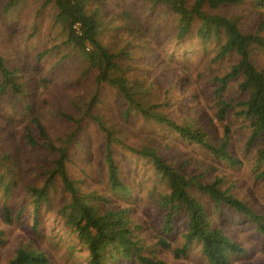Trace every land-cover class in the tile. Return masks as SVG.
<instances>
[{
	"label": "trees",
	"instance_id": "16d2710c",
	"mask_svg": "<svg viewBox=\"0 0 264 264\" xmlns=\"http://www.w3.org/2000/svg\"><path fill=\"white\" fill-rule=\"evenodd\" d=\"M25 1L6 0L4 13L9 14ZM41 1L44 7L56 8L54 28L60 32L59 42L52 49L35 56L36 68L41 66L43 71L44 62L62 54L49 76L61 74L68 80L66 88L73 83L81 85L79 88L87 97L74 109L79 115L80 105L87 107L81 117L59 112L57 118L69 128L52 137L42 117L30 118L38 135L30 130L27 144L44 151L38 162L46 168L41 174L42 178L45 176L42 185L29 183L23 189L33 208V232L42 228L41 211L53 210L76 239L77 246L71 249L79 247L87 253L81 264H114L119 259L170 264L158 257V249L173 253L178 261L199 249L205 264H233L247 252L230 233L232 228L250 226L264 240V212L235 196L222 178L189 176L167 157L170 146L165 141V131L171 129L174 137L198 145L218 166L241 167L243 162L231 151L230 126L225 127L223 138L215 142L203 127L179 124L169 114L173 86L165 83L163 77L162 86L151 83L160 71L170 81L178 77V71L184 79L196 76L216 105V119L227 123L229 117H234L249 129L251 136L246 147L256 148V161L264 164V64L255 62L260 55L264 62V24L246 31L241 26V16H228L224 10L249 4L254 15L263 17L264 0H111L112 5L108 0ZM151 22H157L155 30L161 37L154 39L150 35L154 30ZM145 35L153 44L152 54L158 52L157 43L160 54L170 58L160 57L162 61L152 70L153 78L147 77L139 63L138 42ZM189 41L191 46L185 48L190 55L182 54L179 46ZM196 45L200 46L198 52L194 51ZM171 46L185 56L180 69L175 65L178 61ZM65 62H72L74 68H66ZM27 74L26 66L12 69L0 53V96L22 98L25 111L33 114L34 106L27 101L31 94ZM107 90L111 99L103 98ZM131 125H137V134L131 132ZM124 129L140 142L138 146L125 143L121 136ZM93 130L96 145L102 142V176L105 174L108 179L102 177L101 184L111 197L88 192L86 183L76 181L70 174L72 147L78 144L80 134ZM120 148L145 159L156 176L148 196L157 206L162 225L156 235L158 249L149 255H145L143 229L133 218L135 198L144 202L145 188L138 181L135 180L136 185L125 178L117 158ZM25 164L30 162L0 147V188L6 198L11 197L13 185L18 186L15 166ZM59 190L62 200L56 199ZM134 192L138 193L135 198ZM21 216L19 213L17 219ZM4 222L8 226L15 223L8 203L4 204ZM181 226L185 229L182 233ZM4 236L5 232L0 231V247L7 243ZM179 239L182 245L175 246ZM32 245L19 247L8 264H51L47 253Z\"/></svg>",
	"mask_w": 264,
	"mask_h": 264
},
{
	"label": "rangeland",
	"instance_id": "374dc122",
	"mask_svg": "<svg viewBox=\"0 0 264 264\" xmlns=\"http://www.w3.org/2000/svg\"><path fill=\"white\" fill-rule=\"evenodd\" d=\"M6 0H0V53L6 59L8 65L12 69L19 68L24 65L27 69V81L30 88V97L28 103L31 102L34 106V113L25 111V107L21 103L22 98L8 95L0 96V147L7 151L10 149L15 154H19L26 159L23 166H15V179L18 186L13 185L11 197L8 199L4 196L0 188V231L5 232L4 239L6 244L0 247V264H8L9 260L14 256L15 252L22 245H32L41 251L47 253L51 264H81L87 259V253L81 248L76 247V239L64 226V222L58 217L53 210L43 209L40 213L41 226L37 233L33 232L34 214L30 198L25 195L23 189L25 184L37 183L42 185L45 176L41 174L45 168L40 164L39 158L44 155V151L32 149L27 144V135L32 130L36 136L35 127L31 123L32 115L42 117L41 119L48 135L53 136L54 133L67 131V125L62 124L58 119L59 112H68L72 117H81L85 114L87 106L80 105V114L76 112L74 106L78 109V104L83 103L87 95H84L81 85L73 83L70 88H66L68 80L61 77V74L49 76L62 54L51 56L47 62H44V70L36 68L35 56L44 50L52 49L59 42V29L54 28L57 10L53 5L44 7V2L41 0H27L21 3L16 9L9 14L4 13ZM112 5V1L108 0ZM228 16H241V26L244 30L254 31L251 29L261 28L264 24V16L261 17L253 14L250 5H245L240 8L224 9ZM151 25L150 35L161 37L157 34L155 26L157 22ZM147 35V34H146ZM143 36L138 42L139 63L142 69L145 70L147 77L153 75L154 68L162 61L170 59L160 54L161 46L154 43L158 52H151L152 43L148 40V36ZM144 41L146 43L143 45ZM157 41V40H156ZM191 46L189 41L186 45L179 46L182 49V54L190 55L185 47ZM200 49L199 45L194 48L195 52ZM172 53L175 54L177 68L182 67V57L176 48L170 47ZM31 51L32 53H30ZM155 53V54H154ZM170 55L171 52H168ZM138 55V54H137ZM258 65L263 66L264 62L260 55L255 61ZM64 66L74 68L72 62H65ZM62 67H57V69ZM153 70V72H152ZM169 75V72L166 71ZM178 77L171 78V81L163 71L156 74L151 83H157L162 86L163 77L165 83L173 86L172 96L170 101L172 104L169 114L179 124H191L195 127H203L209 135L219 142L224 136L225 127L230 126L233 134L231 151L234 156L240 158L243 165L231 167L229 165L218 166L214 159L208 155L203 149L196 144H188L181 138L174 137V132L171 129L165 131L168 138L165 139L170 146L168 155L164 152L169 161L174 165L183 169V173L189 176L204 175L205 179H214L220 177L223 179L226 187H232L235 196L251 204L255 209L264 212V164L257 163L256 148L248 149L246 147L248 139L251 136V131L243 127L240 121H236L234 117H229L227 123H222L216 119V105L211 100V95L208 88L194 76L191 79H184L182 72L178 71ZM155 79V80H154ZM72 80V78H70ZM188 82V83H187ZM200 94V96H199ZM104 99H111L112 96L109 90L104 91ZM23 100V99H22ZM114 101V100H113ZM105 114V113H104ZM105 117H108L105 114ZM109 120L108 118H105ZM133 134L138 133L137 125L129 127ZM164 128V127H163ZM67 129V130H65ZM163 132V131H162ZM161 132V133H162ZM132 133H128L124 129L121 133L122 139L128 145L138 146L140 142L135 139ZM87 134V135H86ZM95 130L88 131L79 135V142L72 147L70 152L72 161L69 166L70 174L76 181L86 183L88 192H96L98 194L111 197V194L105 192V186L101 184L104 178L102 176L104 162H102V142L96 145ZM166 144H164L165 146ZM163 146V147H164ZM165 148V147H164ZM117 153V158L120 160L125 178L130 182L144 185L145 191L142 193L144 202L141 199L135 198L138 193L134 192L136 204L134 205V214L136 225L143 229L142 238L145 245V255L156 247V235L161 231L162 219L157 206L153 204L148 196L150 190L154 188L153 183L156 180L155 173L152 167L146 164L145 159L131 154L129 150L120 148ZM42 163V162H41ZM46 169V168H45ZM43 175V174H42ZM108 180V179H107ZM138 190V189H137ZM164 188H161L163 191ZM158 191V189H157ZM56 195L57 200L64 199L61 191ZM132 198V199H133ZM8 203L15 216L13 225H6L4 222V204ZM21 213V218L17 219V215ZM183 226L179 228V232H184ZM37 234V235H34ZM233 237L246 250V254L234 260L233 264H264V240L250 226L234 227L231 229ZM180 235V234H179ZM182 240L176 241L175 246L182 245ZM36 244V245H35ZM158 257L170 264H205L204 258L199 249L190 252V255L180 261L176 260L173 253L165 252L158 249ZM114 264H139L136 260L119 259Z\"/></svg>",
	"mask_w": 264,
	"mask_h": 264
}]
</instances>
